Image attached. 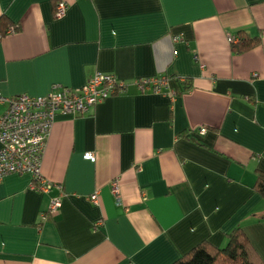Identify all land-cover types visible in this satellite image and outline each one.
Masks as SVG:
<instances>
[{
    "label": "crops",
    "instance_id": "0c3cea01",
    "mask_svg": "<svg viewBox=\"0 0 264 264\" xmlns=\"http://www.w3.org/2000/svg\"><path fill=\"white\" fill-rule=\"evenodd\" d=\"M0 18L2 94L77 89L97 71L127 85L56 117L49 192L30 173L0 181V264H173L237 227L264 258V0H0ZM240 31L261 44L235 53ZM161 77L175 97L136 84Z\"/></svg>",
    "mask_w": 264,
    "mask_h": 264
},
{
    "label": "built area",
    "instance_id": "2783aa9c",
    "mask_svg": "<svg viewBox=\"0 0 264 264\" xmlns=\"http://www.w3.org/2000/svg\"><path fill=\"white\" fill-rule=\"evenodd\" d=\"M67 3L61 1L56 8V17H62ZM230 36V42L237 41ZM141 91L166 92L175 97L177 92L168 86L167 77L139 79L136 81ZM126 83L113 74L97 71L82 87L55 84L46 95L31 96L22 94L8 96L0 92V181L8 174L30 173L33 176L32 188L39 192H49L52 183L42 174V161L47 137L59 114L84 115L91 107L107 97L126 90ZM207 127L199 129L204 134ZM86 159L95 160L93 153ZM113 190L119 194L118 180L113 182ZM65 196V194H63ZM63 196L53 197L49 210L43 215L54 214L63 202ZM91 201L98 203V192Z\"/></svg>",
    "mask_w": 264,
    "mask_h": 264
},
{
    "label": "trees",
    "instance_id": "16d2710c",
    "mask_svg": "<svg viewBox=\"0 0 264 264\" xmlns=\"http://www.w3.org/2000/svg\"><path fill=\"white\" fill-rule=\"evenodd\" d=\"M4 18H0V34L5 33ZM237 41L231 42L235 53H244L262 42L261 36H251L240 31L236 35ZM188 86H186L187 88ZM254 188L264 198V171L257 172ZM173 264H264V258L260 255L248 234L242 227L233 229L228 234V243L219 247L205 240L180 257Z\"/></svg>",
    "mask_w": 264,
    "mask_h": 264
}]
</instances>
